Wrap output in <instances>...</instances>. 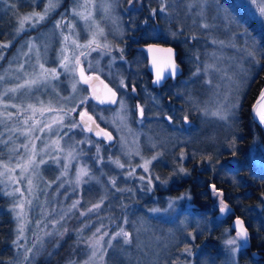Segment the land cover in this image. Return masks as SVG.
<instances>
[{
  "label": "rangeland",
  "instance_id": "rangeland-1",
  "mask_svg": "<svg viewBox=\"0 0 264 264\" xmlns=\"http://www.w3.org/2000/svg\"><path fill=\"white\" fill-rule=\"evenodd\" d=\"M229 1L235 6L234 0ZM83 2L85 0H81V3ZM110 2L111 10L107 14L101 7L103 0H94L96 7L90 9L93 11L95 20L104 29L107 36L106 42L111 48L110 53L105 54L107 50L104 49L96 51L76 49V55L79 56V53L84 51L87 57L80 56L79 67L84 68L86 75L94 77L98 75L99 79L116 92L117 101L124 102L123 111L119 103L111 108L100 109L93 108L94 104L89 100L86 106L89 113L96 119V123L111 132L115 141L112 145L106 140L97 141L79 128L63 136V133L68 131L64 128L59 133L63 136L60 146L65 149L61 152L51 144L52 140L58 139L55 133H34L41 136V139L34 141L36 151L39 153L36 159L38 161L43 159L45 163L39 165L36 169L37 174L32 177L34 185H37L39 189L37 192L39 199L29 197L32 199V204L25 205L26 229L23 238L18 241L21 247L13 243L17 240L18 221L16 212L12 211V208L18 202L19 193L15 196L6 195L5 193L10 192L16 185H12L7 177H0V180L4 181L0 183V195L7 199V211L13 223L10 244L12 254L8 264H37L40 261L42 264H84V261L91 256V249L85 241L92 238L97 228H101V233L107 232L108 236L104 237L106 252L98 254L93 264H224L221 261H214L218 255L221 256L222 261L226 262L225 264H238L239 251L233 253L231 250L233 246L225 243L226 240L236 236L229 229L224 230L221 238L223 248L220 251L217 250L214 258L206 249L197 247L195 251H192L196 245L195 239H192L193 236L206 240L208 227L205 223L207 222L189 216L193 212L190 210L192 195L188 188L173 189L171 192L169 189L189 177L190 172L185 165L188 154L194 166L196 161L201 159L206 163L207 158L211 157V163H208V166L211 165L210 170L216 165L215 160L222 152L227 154L225 162L236 161L233 152L236 154V143L243 139L244 135L240 118L241 107L235 123L231 120L226 123L211 115H205L204 109L214 110L217 103L222 102L229 93L233 100L239 97L240 104L249 97L250 85L261 71V55L260 52L256 53V60L259 63H254L246 57L243 49L254 42L262 51L260 35L264 38V25L250 14L243 13H241L242 17L248 18L254 24V31L247 30L240 19L239 22L236 19L232 22L227 21L225 16L230 14L215 0H145V2L132 0L131 3L129 0H110ZM46 3L47 0H0V44L11 41L10 46L3 50L4 59L0 60V75H5V80L0 81V93L38 73L40 63L48 69L56 68L60 73L57 79L32 86L31 90L25 88L17 93H9L4 97L6 104L24 107L34 104L39 107V102L43 101L45 107L50 102L56 108L61 106L70 108L83 96L89 95V91H79L80 88H87L82 84L78 85V91L73 93V73L64 72L59 67L62 58L60 50L65 47L61 31L68 34V30L55 29L53 25L61 19L62 13L74 7L73 0H61L60 7L44 22L34 29L29 28L20 35L16 34L17 13L9 7V4H15L18 12L24 14L33 11L42 12ZM145 3L148 9V24L153 18L160 20V28L151 30L148 35L145 31L143 32L144 25L140 22L141 8ZM162 6L166 8L163 13L159 11ZM153 10H156L155 15ZM68 21L75 25L74 31L79 34V43L85 44L90 38L85 22L71 15L66 17V22ZM205 24L208 27H204ZM140 30L141 34L144 33V39L161 38L162 41L175 44V49L179 48L182 52L180 57L186 74L176 89V96L181 100V109L177 119L172 118V123L167 124L171 130L158 123L143 126L144 121L141 123L136 119V104L132 105L128 102L134 93V90L129 87V76L139 80L144 70L142 55L135 52L128 54L131 49L134 50L132 46H139L133 43L136 42L137 37H141L138 34ZM173 33L176 35L174 36ZM254 34H258L255 38L259 40L254 38ZM29 40L35 44L31 52L27 46ZM213 41L216 42L213 43ZM67 47L68 50L63 55L72 57L71 41L67 42ZM127 56H131V60H126ZM113 57H115L114 60ZM89 62L93 65L91 70L88 69ZM21 64L24 68L18 70ZM197 67L201 69L200 75L193 76ZM78 68L75 73L76 79H79ZM25 73H28V77ZM17 77L20 79L18 80ZM229 77H231L230 80ZM121 80L126 87L121 85ZM209 80L211 84L207 83ZM259 90L260 87L257 88L256 93L252 94L246 107L250 136L245 145L253 166L264 171V144L259 137L260 130L250 116L251 106ZM149 96L145 98L143 96L149 102L142 107L144 118L148 115L147 108L152 107ZM68 97H71V100L65 99ZM155 107L158 111L162 110L157 102ZM3 111V105H0V112ZM6 111L13 113V116L11 120L0 123V133H3L0 139L2 140H8L9 129L23 127L21 117L16 115V108L8 107ZM118 113L124 117L123 123L120 122ZM168 115L175 116L173 112ZM48 116L47 112L44 117H40L37 113V119H46ZM100 116L104 117L103 121L99 119ZM185 116L187 121L184 120ZM71 118L78 119V116L71 113L70 117L65 119V123L67 124ZM0 120L5 118L0 116ZM183 124L186 126L190 124V127ZM117 128L120 130L117 131ZM190 129L192 131L185 132ZM121 137L126 141L124 147H122ZM86 138L94 143H79ZM26 140L25 136L16 132L7 146L0 143V157L8 162L9 156L12 155L9 149L19 146ZM96 143H99L101 148L102 163L96 159ZM46 145H48L47 148ZM71 145H75V159L67 157V151ZM23 151L21 148V152ZM136 151H139L144 159L158 157L152 161L149 173L136 167L142 163L141 156L135 155ZM175 157L173 165L170 162ZM109 158H119L125 164V168L120 169L109 163ZM228 164L223 171H219L217 166L216 174L220 179L235 178L234 172L229 170L231 162ZM11 166L15 167V157ZM65 166H67V172L62 176ZM85 166L89 170V177H83L77 184V172ZM129 167L136 168L135 174L131 177L128 175ZM181 167L189 174H174V171ZM16 175H19L18 169ZM149 175L152 177V185L147 184ZM140 176L146 179L142 181L139 179ZM157 176L160 180H156ZM57 177L61 179L57 180ZM112 178L116 179L115 187L110 182ZM20 187L23 189L26 184H21ZM149 188L151 190H148ZM210 196L219 209L217 196L213 192ZM180 197L185 198L179 199ZM101 200L103 201L101 207L89 213L88 209L100 203ZM170 200L177 202L176 212L154 214L148 211L151 208H166ZM77 201H79L77 207L72 208ZM250 209L257 210V207L252 206ZM82 212L86 215L81 216ZM125 217L128 223H124ZM42 218L48 225L45 231L63 232L64 229L68 231L62 237L44 236V232L36 225V222ZM56 221L59 223L55 224ZM120 228H124L131 234V244H125L123 238L117 237L112 241V246L108 247L106 242ZM81 229L83 231H80ZM36 235L42 236L44 243L42 246L37 244L33 253L30 254V260L25 262V248H32ZM199 246H202V243ZM67 249L69 253L64 256L63 253ZM185 249H190L192 255H188Z\"/></svg>",
  "mask_w": 264,
  "mask_h": 264
},
{
  "label": "snow or ice",
  "instance_id": "snow-or-ice-1",
  "mask_svg": "<svg viewBox=\"0 0 264 264\" xmlns=\"http://www.w3.org/2000/svg\"><path fill=\"white\" fill-rule=\"evenodd\" d=\"M131 3L132 0H129ZM61 0H47V3L43 9L42 12H29L20 14L18 10L16 9L15 4H9V7L12 8L17 13V28H16V34L20 35L21 33H24L29 28H36L37 25L44 22L51 13L55 12L57 8L60 7ZM235 8L239 10L240 13H243L245 15L250 14L251 17L258 20L261 25H264V0H234ZM74 7H72L70 10H67L65 13L61 14V19L57 20L53 27L55 29H67L68 34H64L63 31H61V35L63 36V41L65 42V47L61 48V61L59 67L64 70V72H71L73 73V84H72V90L73 93H76L78 91L77 86L78 85H87V88H80L79 91L81 92H88L89 89H92L90 95L83 96L79 100L78 103L74 104V106L70 108H65L61 106L60 108L53 107L51 103L45 107L44 102H39V107L34 104H28L26 107L24 106H18L16 104H6L4 103V97L7 96L9 93H17L22 89H29L31 90L32 86L38 85L40 83H48L51 79H57L60 73L57 71L56 68L48 69L44 66L43 63L39 64V72L33 75L31 78H25L22 83H18L16 86L7 88L3 93H0V105H3L4 111L0 112V116H3L5 120H0V123H4L6 120H11L13 113L7 112V108H16L17 109V116L21 117V123L23 125L22 128H12L9 129L10 135L8 140H2L0 139V143L5 144L6 146L12 141V135L16 132H19L20 135H23L27 138L26 142L20 144L19 146L11 147L9 149L10 153L12 155L9 156L8 162H5L2 157H0V177H7L10 180V183L12 185H16V187L12 188L10 192H6V195L9 196H15L17 193H19L18 202L13 205L12 211L16 212V219L18 221V235L17 240L13 243L17 245V247H21L19 245L18 241L23 238L24 231L26 229V213L24 211L25 205H31L32 199H39L37 192L39 191L38 186L34 185L32 177L36 175V169L39 167L40 164L45 163L43 159H40L39 161L36 159V157L39 155V153L36 151V145L34 143L35 140L41 139V136L34 135V133L39 132L41 134H44L47 132L48 134L55 133L58 136V139L52 140L51 144L55 145L59 151L63 152L65 151L64 148L60 146V140L63 139V136H67L69 132H71L73 129L79 128L82 132L86 131L88 133H94L97 137H103L105 140L111 141L113 139L112 133L105 131V129L101 128L98 123H96V119L91 115L86 107L89 100H96L99 105H110V104H117L119 103L120 109L123 111L125 108L123 100L117 101L116 92H114L111 88H108L107 85L104 87L107 89V92L110 95L105 96L104 98H101L96 94V89L94 87L95 80L99 79V76H93V75H86L85 70L83 67L80 66V56L87 57V54L84 51H81L79 53V56L76 55V49H90L91 51H96L97 49H104L107 50V53H110L111 48L110 45L106 42L107 36L104 33V29L100 27L99 23L95 20V17L93 15V11L90 9H94L96 7L94 0H85V2L81 3V0H73ZM102 10L105 14L109 13L111 10V2L110 0H103V3L101 5ZM161 13L166 11L165 7H161L159 9ZM156 10H153V15H155ZM68 15H71L72 17L79 18L85 22V25L88 28L90 38L87 40L85 44L79 43V34L74 31L75 25L71 23V21L66 22V17ZM225 19L229 22L235 21V17L232 15H226ZM204 27H208L207 24L203 25ZM247 33H245L246 35ZM175 36L176 33H173ZM71 41L72 46V57L63 55L64 52L68 50L67 42ZM103 41V42H102ZM216 41H213L215 43ZM223 44V42H220ZM11 44V41L8 43H2L0 44V60L4 59L3 50L7 49ZM28 50L29 52L32 51V49L35 47V44L32 40H29L27 42ZM151 51V49H149ZM169 53L172 52L171 49L167 50ZM243 51L246 53V57L250 60H252L254 63H259V61L256 60V53L260 52L261 56H264V51H261L258 46L255 45L253 42L250 45H246V47L243 49ZM24 55H27V53H24ZM122 58V57H121ZM115 57H113V60ZM11 64V62H9ZM79 67V79H76L75 73L77 68ZM24 65H19L18 70H23ZM93 68V65L91 62L88 63V69L91 70ZM171 72L170 76H174L178 68L173 63L170 65ZM201 69L197 67V70L193 73V76H199ZM25 76L28 77V73H25ZM160 76L158 75L156 83H159ZM19 80L20 78L17 77ZM229 80L231 77L228 78ZM5 80V75H0V81ZM207 83L211 84V80L207 81ZM121 85H124L123 80H121ZM231 93L226 95L224 97V100L222 102H218L215 109L212 111H209L207 108L204 109L205 115H211L215 118H217L220 121L229 122L230 120L235 123L237 118V113L241 107L240 104V98L236 97V99H231ZM68 100H71V97L65 98ZM96 105L93 106L95 108ZM78 109H81L78 111ZM253 118L255 121H257L260 125H264V90L260 92L259 98L257 99L255 105L253 106ZM45 112L49 114L48 118L46 119H37V113H39L40 117H44ZM71 113H75L76 116L79 117V119L71 118L69 122L66 124L65 119L70 117ZM139 113L141 116V123L143 122L144 117V110L143 108H139ZM117 116L120 119V122L123 123L124 117L120 116L118 113ZM100 120H104L103 116L99 117ZM172 117H168V120L171 121ZM184 120L187 121V116L184 117ZM31 121V123H30ZM67 128L68 131L63 133V136H60L59 133L62 129ZM120 129L117 128V131ZM3 136V133H0V137ZM122 140V147L126 144V141H124V138L121 137ZM94 143L92 140L86 138L85 140L79 141V143ZM46 148L48 145L45 146ZM21 148L24 150L21 152ZM101 148L99 146V143H96V159L98 162H103V157L100 156ZM135 155L141 156L139 151L135 152ZM233 156H235V153L233 152ZM15 157V167H12L13 158ZM67 157L70 159H75V145L69 146V150L67 151ZM157 156H152L151 159H144L143 156H141L142 163L138 164L136 167L142 168L145 173H149L150 166L152 165V161L156 160ZM183 158V157H182ZM212 158H207V163H211ZM109 163L114 164L116 167L120 169L125 168V164L120 161L119 158L112 159L109 158ZM225 166H222V168ZM17 169L19 170V175H16ZM230 171H236L237 173L240 170V162L236 160L230 167ZM67 172V166H65V170L62 173V176L65 175ZM136 168L129 167L128 169V175L131 177L135 174ZM174 174H183L188 175L189 173L184 168H179L178 170L174 171ZM83 177H89V170L87 167H82L78 172L76 176V183L79 184ZM61 177H57V180H60ZM140 180L144 181L146 178L144 176L139 177ZM156 180H160V177H156ZM3 180H0V183H3ZM87 182V181H85ZM111 184L113 187L116 185V179H111ZM165 183L167 181H164ZM21 184H26L25 188H21ZM147 184L152 185V177L149 175L147 177ZM51 185H49L50 187ZM62 186V184L60 185ZM118 191H121V189H117ZM148 190H151L150 188ZM212 192L217 196L219 199V212L222 215L228 214L232 212V209L228 206L227 203L224 202V193L216 188L215 185L211 186ZM131 191V189H129ZM25 192H27V197H25ZM185 197H180L179 199H184ZM103 201L101 200L100 203H97L93 205L91 208L88 209V212H93L101 207V204ZM79 204V201L75 202L72 205V208H76ZM151 213L154 214H163V213H169L176 212L177 211V202L175 200H170L167 204L166 208H151L148 210ZM81 216L86 215V213L82 212L80 213ZM63 219V217H61ZM128 219L125 217L124 223H128ZM59 221H56L55 224H58ZM55 224L53 225L55 227ZM37 228L44 232V236H53V235H59L63 236L68 229H64L63 232L57 231V232H51V231H45L47 229L48 225L44 223L43 218L41 220H38L36 222ZM43 226V227H41ZM87 227V225H85ZM236 231V236L234 238L228 239L225 241L226 245L233 246L231 250L233 253L239 251L240 248H243L246 246L249 240V235L247 229L244 227V221L237 218L235 220V223L233 225V229ZM80 231H83L81 229ZM108 236L107 232L101 233V228H97L96 231L92 234V238H89L88 241H85L88 244V247L91 249V256L88 260L84 261V264H93V261L96 259L98 254L105 253V240L104 237ZM117 237L123 238V242L125 244H131L132 238L131 234L127 232L124 228H120L119 231L115 232L106 242L108 247L112 246V241L117 239ZM192 239H195V236L192 237ZM44 243V239L40 235H36L35 242L33 243L32 248H25V255H24V261L27 262L30 260V254L33 253V249L36 248L37 244H40L41 246ZM186 253L188 255H192L190 249H185ZM100 258L103 259V256L100 255Z\"/></svg>",
  "mask_w": 264,
  "mask_h": 264
},
{
  "label": "flooded vegetation",
  "instance_id": "flooded-vegetation-1",
  "mask_svg": "<svg viewBox=\"0 0 264 264\" xmlns=\"http://www.w3.org/2000/svg\"><path fill=\"white\" fill-rule=\"evenodd\" d=\"M225 1L226 0H221L222 3H224ZM148 20L149 18L148 19H145L144 17L140 18L141 24L143 23L144 25L143 32L145 31L147 35L151 30L160 28L159 19L153 18L149 24H148L149 22ZM138 34L141 37L136 38V42L134 43L135 45L136 44L175 45L170 42L162 41V39L158 37H154V38L148 37V39L147 38L144 39V33L141 34V30L140 32H138ZM180 50L179 48L177 50V56H178L179 63L181 62L180 56H182V52ZM127 57H130V56H127ZM141 57L144 60V67H143L144 70L139 80L133 78L130 82H128L129 87L134 90V93H132V97L129 96L130 99L128 100V102L132 105L136 104V112H137L136 119L138 121H141L139 108H142L145 103L148 105L149 102H147V99H144V98L147 95L148 96L151 95L152 97L149 96V99H150V103L152 104V107L154 106V108L152 107L149 108L147 106L148 115L147 117L145 116V118L143 117V121H144L143 126L149 125L151 123H158L159 125L167 127L169 130H171L169 126H167V124L172 123V119L171 121L168 120V117H171L168 114L171 115L173 112L175 116H172V118L176 120L177 119L176 117L180 113L181 100H179L178 96H176L177 95L176 89L178 85L181 84L182 77H177L175 80L168 79L161 85L153 86V79L151 77V74L147 70V58L143 55ZM183 69H184V75H185V68ZM105 85H106L105 82L102 81L101 79L95 80L94 87L96 89V94L100 96L101 98H104L105 96L110 95L107 92V89L104 87ZM83 86L87 87V85H83ZM91 91L92 89H89V95ZM115 98L117 99V94ZM90 102L96 105V107L100 109L111 108V107H114L115 105V104L99 105L96 100H92V99H90ZM156 102L160 104L162 108L161 111L156 110L157 109V107H155ZM130 119L132 120V118ZM173 122H176V121H173ZM186 127L189 128L190 124H188ZM193 127L191 129H193ZM191 129L185 132H190L192 131ZM84 133L94 138L97 141H105L103 137H97L94 135V133H88L86 131H84ZM106 141L112 145V142H114L115 140L113 138L111 141H108V140ZM188 156L189 157L185 164L187 169H188L187 163L188 162L192 163V158L190 154H188ZM175 159L176 157L173 160H171L170 163L174 165ZM236 160H239V159H236ZM228 163H230V161H228ZM189 172H190L189 177L185 179L184 181H181L180 183L175 184L174 185L175 187L171 186L169 189L170 192L173 191V189L187 188L189 183L192 184L195 182L194 178H196V176L192 174L191 170H189ZM212 185H215L218 190L224 193V197H223L224 202L227 203L228 206L232 207L233 212H231L230 214L224 217L220 215L218 206L217 205L215 206V200H213L210 196L212 193L211 192L212 190H210V186ZM190 188H191L190 192L192 195V205H191L190 210L193 212V214H189V216L196 217L202 221H206L207 223L205 224L208 227L206 230L208 238L206 237V240L195 238L196 245H195V248L192 249V251H195L197 247L201 249H206L207 251L214 253V255H211V257L214 258L217 250L220 251V249L223 248V244L221 243V238L224 233V230L229 229L232 234H236V232L232 231L231 225H232V222L235 219L240 218V216L237 213L236 207L234 206V204H232L233 202H231L232 200L231 196L229 195V197H227L225 195V190L221 189L220 185H216L213 182L207 183L205 185L207 196H201V195H198L197 193L193 194L192 193L193 187H190ZM240 199H241V202H245L248 200V202H252V203L257 202V203L264 204V197L259 198L260 201H258L257 197H252V196H250L249 198L243 197ZM254 217L259 218V220H262V222H259V223L264 225V207H263L262 213H257L254 215ZM240 219L244 221L245 228L248 231L249 240L246 246H244L243 248H240L239 250L238 264H264V234L259 232L258 228H256L257 219L253 218V220H249L247 222L244 220V218H240ZM200 243H202V246H199ZM214 261L216 262L221 261L224 264L226 263L221 260L220 255H218L217 259H214Z\"/></svg>",
  "mask_w": 264,
  "mask_h": 264
},
{
  "label": "trees",
  "instance_id": "trees-1",
  "mask_svg": "<svg viewBox=\"0 0 264 264\" xmlns=\"http://www.w3.org/2000/svg\"><path fill=\"white\" fill-rule=\"evenodd\" d=\"M224 4L227 7L229 13H231L232 16H235L238 19L240 13L235 9L233 3L230 1H225ZM241 23H243L246 29L249 30L250 32L254 31V24L250 22L248 18L243 17ZM250 23L253 27H251ZM253 36L254 37L258 36V34H254ZM260 37H261L260 44L262 46V51H264V38L261 35ZM256 39L259 40V38ZM260 63H261V71L250 85V88L248 90L249 97L242 103V109L240 111V118L242 120L241 125L244 130V135H243V139L237 141L236 143L237 144L236 157L237 159H239L238 161L240 162V170L238 173L233 170L234 172L233 177L235 178L232 177L233 180H229V179L223 180L224 178L220 179L218 177V174H216V169H218L217 166H219V171L221 170L223 171L224 169L227 168V164L225 162V158L227 154H224L223 152L221 153L220 156H218V158H216L215 160L216 165H214L213 169L211 170L209 168L211 167V165L208 166V163L201 161V159L199 161H196L195 166L193 161L192 163L190 162L187 163L188 169L191 170L192 174L196 176V178H194L195 182L192 184L189 183L187 188L190 189L191 191L190 187H193L192 190L193 194L197 193L198 195L201 196H207V191L205 190V185L207 183L213 182L216 185H220L221 189L225 190V195L227 197H229V195L232 197L233 201L231 200V202H233L232 204H234V206L236 207L238 215L244 218L246 222L248 221L249 218H251L252 215L257 214L259 210V206L262 207L263 205H261L262 203H257V202H253V203L248 201L241 202L240 198L243 197L249 198L250 196H252V197H257L258 201H260L259 198L264 197V171L258 170L253 166L247 154V146L245 145L246 143H248V138L250 136L248 123H247V120L249 118L246 115V107L248 105V101L251 98L252 94L256 93L257 88L261 87L264 81V56L260 57ZM259 137L262 143L264 144V133L261 130L259 132ZM222 166L225 167L222 168ZM232 188H234V190ZM252 206L257 207V210L252 211L250 209ZM7 208H8L7 199L0 195V264H8L10 260V256L12 254V248L10 244L12 238L13 223H12L11 215L7 211ZM262 211L260 213H262ZM246 212L248 214H246ZM256 219L257 221H260L259 218ZM257 224H258V231L264 234V225L260 224L259 222H257ZM67 253H69L68 249L66 250V252L63 253L64 256H66ZM211 255H214V253H211ZM37 264H42V263L40 261Z\"/></svg>",
  "mask_w": 264,
  "mask_h": 264
},
{
  "label": "water",
  "instance_id": "water-1",
  "mask_svg": "<svg viewBox=\"0 0 264 264\" xmlns=\"http://www.w3.org/2000/svg\"><path fill=\"white\" fill-rule=\"evenodd\" d=\"M135 49L138 51H142L147 58V70L153 78V86L161 85L168 79L175 80L177 77H180L183 74L182 66L176 62V59H177L176 50L173 49L172 47L163 46V45H147V46L136 47ZM149 49H151V51H149ZM168 49H171L172 52L169 53L167 51ZM173 63L177 66L178 71L174 76H170V72H171L170 65ZM158 75L161 78H160L159 83H156ZM262 90H264V83L259 91L258 97ZM255 122L261 127V129L264 132V127L261 126L257 121ZM228 214L222 215L220 213L222 217ZM234 223L235 221L232 224V229H233Z\"/></svg>",
  "mask_w": 264,
  "mask_h": 264
},
{
  "label": "bare ground",
  "instance_id": "bare-ground-1",
  "mask_svg": "<svg viewBox=\"0 0 264 264\" xmlns=\"http://www.w3.org/2000/svg\"><path fill=\"white\" fill-rule=\"evenodd\" d=\"M144 2H145V0H144ZM142 5H143V3H142ZM142 12H141V15H142V17H144L145 19H148L147 18V13H148V9H147V6H146V3H145V5L144 6H142ZM131 52H129L128 54H131L132 52H135V47H134V50L132 51V50H130ZM126 60H131V56L130 57H126ZM134 60V57H133V59H132V61ZM131 61V62H132ZM130 62V63H131ZM129 64V63H128ZM130 78H129V80H128V82H130L132 79H133V77L132 76H129ZM259 98V97H258ZM257 101V100H256ZM256 103V102H255ZM255 105V104H254ZM252 110H253V108H252ZM252 114H253V111H252ZM261 126H263L264 127V125H261Z\"/></svg>",
  "mask_w": 264,
  "mask_h": 264
}]
</instances>
